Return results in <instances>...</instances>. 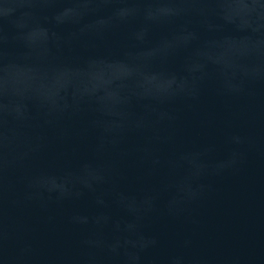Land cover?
<instances>
[{
  "label": "water",
  "instance_id": "obj_1",
  "mask_svg": "<svg viewBox=\"0 0 264 264\" xmlns=\"http://www.w3.org/2000/svg\"><path fill=\"white\" fill-rule=\"evenodd\" d=\"M0 264H264V0H0Z\"/></svg>",
  "mask_w": 264,
  "mask_h": 264
}]
</instances>
